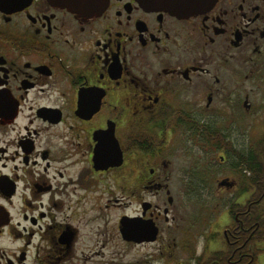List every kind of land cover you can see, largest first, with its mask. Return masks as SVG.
<instances>
[{
    "label": "flooded vegetation",
    "instance_id": "af4514ba",
    "mask_svg": "<svg viewBox=\"0 0 264 264\" xmlns=\"http://www.w3.org/2000/svg\"><path fill=\"white\" fill-rule=\"evenodd\" d=\"M253 114L264 0H0V264H104L118 241L161 264H264V128L243 150L232 133ZM183 134L235 158L225 206L190 227L172 214Z\"/></svg>",
    "mask_w": 264,
    "mask_h": 264
},
{
    "label": "rangeland",
    "instance_id": "374dc122",
    "mask_svg": "<svg viewBox=\"0 0 264 264\" xmlns=\"http://www.w3.org/2000/svg\"><path fill=\"white\" fill-rule=\"evenodd\" d=\"M260 120L264 122V116ZM256 121L257 115L253 114L246 118L244 129L232 131L235 134L233 142L237 149H244L243 141H246V138L251 142L256 140L258 132L264 128V125L259 126L258 122L255 126ZM188 141L183 134L181 142L183 146L180 148L178 158L173 162L174 169H177V173L181 175L179 178L173 176L170 180L171 191L175 197L172 214L176 217L175 222L185 227H190L196 219L202 224L207 223L223 209L227 197L224 192L218 190L217 185L223 176L231 172L230 168L235 162L231 154L221 162L217 152L211 151L210 146L201 149L200 145ZM207 167H210V170H206ZM123 211L129 213L133 211V206L120 210L121 213ZM114 213L111 212L112 218ZM116 244L119 245L118 250L121 253L114 257L103 258L104 264H161L160 259L155 258V255L149 256L151 251L149 246L129 249L120 241Z\"/></svg>",
    "mask_w": 264,
    "mask_h": 264
},
{
    "label": "trees",
    "instance_id": "16d2710c",
    "mask_svg": "<svg viewBox=\"0 0 264 264\" xmlns=\"http://www.w3.org/2000/svg\"><path fill=\"white\" fill-rule=\"evenodd\" d=\"M263 147H264V145H263ZM257 145L256 144H253L252 145V150H251V153H250V156H248L247 158H245L244 159V157H241L240 156V161H243L244 162V167H242V165H241V163L240 162H237V164L235 165V166H237V165H240L242 168H248L250 171H252L253 172V175H252V177L251 178H249L248 179V187H249V185H258V183L260 182L259 180H261L260 179V177H256V174H255V171L257 170V169H259L260 170V161H258V160H256L255 158H256V155H257ZM263 157H264V155H263ZM263 163H264V160H263ZM262 180H263V187H264V176H263V178H262Z\"/></svg>",
    "mask_w": 264,
    "mask_h": 264
},
{
    "label": "water",
    "instance_id": "95a60500",
    "mask_svg": "<svg viewBox=\"0 0 264 264\" xmlns=\"http://www.w3.org/2000/svg\"><path fill=\"white\" fill-rule=\"evenodd\" d=\"M225 184L223 181L220 183V186ZM134 220H131L129 217H123L121 219V234L123 236L124 239L130 240V239H134L137 241H141L143 240L142 238H136V235L138 234L137 230H134V226L138 227L139 223L138 222H133ZM135 224V225H134ZM150 230H146L144 231V233L148 234V237H146L145 239L147 240H152L155 236V231H153L152 235H150Z\"/></svg>",
    "mask_w": 264,
    "mask_h": 264
}]
</instances>
